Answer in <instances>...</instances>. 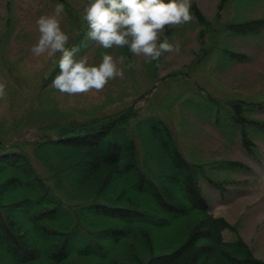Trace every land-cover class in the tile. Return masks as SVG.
<instances>
[{"label": "trees", "instance_id": "1", "mask_svg": "<svg viewBox=\"0 0 264 264\" xmlns=\"http://www.w3.org/2000/svg\"><path fill=\"white\" fill-rule=\"evenodd\" d=\"M47 1L63 4L78 29L67 46H87V22L70 0ZM234 1L241 11L224 18ZM191 13L185 27L199 28V59L215 51L226 62L245 61V51L223 46L226 36H264V0H218L214 19L192 1ZM173 29L165 30L169 40ZM5 47L0 39L9 68ZM120 53L132 64L127 48ZM150 71L154 80L153 61ZM58 72L57 65L51 79ZM141 97L81 119L33 112L25 123L34 122L32 139L0 126V264H264V249L245 233L260 211L248 207L232 221L206 192L224 203L264 187V97L203 95L201 120L247 157L217 160L203 144L183 146L153 104L147 112L138 105Z\"/></svg>", "mask_w": 264, "mask_h": 264}, {"label": "rangeland", "instance_id": "2", "mask_svg": "<svg viewBox=\"0 0 264 264\" xmlns=\"http://www.w3.org/2000/svg\"><path fill=\"white\" fill-rule=\"evenodd\" d=\"M192 1L208 18L214 19L218 0ZM70 2L77 15L82 17L88 0ZM55 7L54 3L47 0H0V39L6 43L3 52L6 56V65H10L9 68H5V63L0 57V82H5L7 86L6 95L0 99L2 129L7 127L9 134L12 136L18 134L15 137H20L19 139H32L38 137V133L33 127L34 122L28 121L25 125L28 114L49 111L44 113L47 118L62 113L63 116L81 119L88 116L86 115L88 112L92 114L94 111L98 114L101 111H113L116 107L130 103L140 94L142 97L138 105H144L147 112L148 105L153 104V110L168 119L174 134L179 136L181 144L186 148L199 151L203 144L204 155L210 156L212 160L226 156L247 158L240 150L230 146L231 141L211 123L206 124L205 120H201L197 112L204 108L202 98L207 93L219 97L234 95L248 98L264 97V36L259 38L226 36L223 46L245 51L249 56L244 59L245 61L229 63L223 60L222 55L219 59L215 51L206 52V55L204 53L206 58L203 56L199 59L200 55L195 56L196 52L200 51L197 36L199 28L185 27L186 24H183L173 29L174 33L169 40L180 45V52L165 53L156 70L153 60V72L157 73L154 80L151 79L153 74L150 71L152 61L147 62L143 57L132 55V69L128 71L125 63L123 79L109 81L101 92L68 96L52 87L53 79L50 75L58 65L59 53L53 57H47L46 54L37 57L31 52L39 37L37 19L41 15L52 13ZM238 10V3L234 1L229 5L224 18H231L236 11V13L241 11ZM8 17L10 18L7 19ZM7 20L10 23V33L8 39H5L2 34H5V28L8 27ZM62 28L68 35L77 34L75 30L78 29L72 26V21L68 19L64 10ZM87 41L89 42L85 47H82L85 43L76 46L79 47L77 55L88 52L90 58L98 63L105 50L96 46L94 41L90 39ZM108 51L116 56L122 55L120 48ZM158 77L163 79L158 81ZM152 83L153 89L148 91ZM183 102L186 107L182 105ZM50 110H54L53 113ZM260 186H264V181ZM206 192L215 212L232 221L239 219L243 209L247 210L248 207L260 211L253 225H248V229L244 231L246 237L263 251L264 236L259 233H264V187L224 203L218 201L208 188ZM256 223L258 225L254 227Z\"/></svg>", "mask_w": 264, "mask_h": 264}, {"label": "clouds", "instance_id": "3", "mask_svg": "<svg viewBox=\"0 0 264 264\" xmlns=\"http://www.w3.org/2000/svg\"><path fill=\"white\" fill-rule=\"evenodd\" d=\"M191 7L192 0H88L81 19L87 22L88 38L105 50L96 63L88 52L77 55L79 47L67 46L70 38L62 28L64 5L57 4L52 13L37 19L39 37L31 52L37 57L59 53V72L52 87L61 94L101 92L109 81L124 77L127 58L108 50L127 48L147 62L158 61L165 53H179L180 45L170 42L165 30L190 23ZM6 87L0 82V99Z\"/></svg>", "mask_w": 264, "mask_h": 264}]
</instances>
